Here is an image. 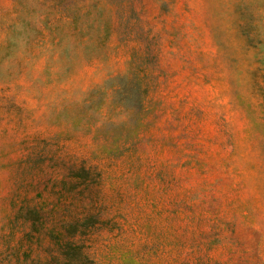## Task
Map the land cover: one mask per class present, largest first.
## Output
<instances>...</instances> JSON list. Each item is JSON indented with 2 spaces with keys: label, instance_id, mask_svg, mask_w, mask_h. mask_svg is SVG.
Masks as SVG:
<instances>
[{
  "label": "rangeland",
  "instance_id": "374dc122",
  "mask_svg": "<svg viewBox=\"0 0 264 264\" xmlns=\"http://www.w3.org/2000/svg\"><path fill=\"white\" fill-rule=\"evenodd\" d=\"M0 264H264V0H0Z\"/></svg>",
  "mask_w": 264,
  "mask_h": 264
}]
</instances>
